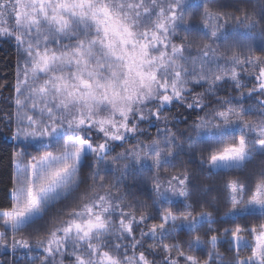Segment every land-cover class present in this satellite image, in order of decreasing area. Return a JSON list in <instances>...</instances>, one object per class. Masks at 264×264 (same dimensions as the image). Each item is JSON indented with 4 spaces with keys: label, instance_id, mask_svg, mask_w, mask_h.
I'll return each instance as SVG.
<instances>
[{
    "label": "snow or ice",
    "instance_id": "snow-or-ice-1",
    "mask_svg": "<svg viewBox=\"0 0 264 264\" xmlns=\"http://www.w3.org/2000/svg\"><path fill=\"white\" fill-rule=\"evenodd\" d=\"M260 5L0 0V41L16 49L0 126L17 164L0 194V264H224L221 245L228 264H264ZM229 81L237 95L216 96ZM173 108L187 119H170ZM189 117L179 143L168 125ZM173 161L180 172L163 179ZM133 169L142 184L125 183ZM204 169L228 177L222 201L201 188Z\"/></svg>",
    "mask_w": 264,
    "mask_h": 264
},
{
    "label": "trees",
    "instance_id": "trees-1",
    "mask_svg": "<svg viewBox=\"0 0 264 264\" xmlns=\"http://www.w3.org/2000/svg\"><path fill=\"white\" fill-rule=\"evenodd\" d=\"M189 3L198 5L201 3V0H189ZM246 3L249 8L255 5L257 10H259L261 6L260 0H246ZM196 20L197 22H199V16L196 17ZM260 40L261 38L259 37V35L254 37V45L258 46L260 43ZM15 62H16V49H15L14 44L11 42L4 43L0 41V81L7 80L8 82H11L13 80V71H14ZM237 71H239V69H237ZM247 81H248V77L247 75H245L244 79L241 82L247 83ZM206 88H207V85H205L204 88H197L196 91L203 93ZM7 94H8L7 92L4 93V95H7ZM229 95H232V96L237 95V93L233 92L231 89V81H229L228 85H226L224 88H222L219 92L216 93V96L220 98H227ZM215 98L216 97H213L212 100L214 101ZM209 102L210 101L208 100L205 101V103H209ZM253 103L254 101H248L249 105ZM212 106L215 107V104L213 103ZM182 113H183V109L173 108L170 119H172V117H174L175 120H180V121L187 119L186 114L182 115ZM200 115L203 116L204 112H201ZM250 118H254V116ZM191 119L192 117L188 118L187 124L185 123L177 124L175 123V120L172 123H169L168 127L171 128L174 132H176L179 143L186 144V142H188L187 137L190 135V133L186 131V129L188 128V125L191 124L192 122ZM148 131L152 134L153 137H155V134H156L155 126L149 128ZM180 133H182L183 136H181ZM140 139L143 140L144 137H141ZM147 142L148 141L145 140V143ZM132 143H135V141H132L131 143L126 144L125 147H130ZM13 145H14V141L10 139L7 129H5L3 126H0V194H2L5 189H10V186H11L10 181L16 175V162L12 159ZM180 159L187 161L188 156L187 155L182 156ZM255 162L257 163L255 166L260 165L261 157L260 156L254 157L250 166L255 167L254 166ZM173 163H176L177 167L174 169H171L170 173H162L163 179L170 178V175H175L180 172L179 161H173ZM187 167L195 168L198 171L201 168V166L195 160H193L191 163H188ZM202 172L203 173L201 175H203V177L209 176V170L204 169ZM145 174L146 173L141 172L139 169H133L132 171L129 172L128 179L125 181V183L131 184L133 180H135L137 184H142ZM210 176H221V175L219 174L218 170H212V174ZM131 191H136V189H131ZM144 198L145 197L139 193L135 197H129V199H137V200H143ZM175 203L177 205H181L183 201L182 199H177ZM164 204L165 206H167L166 201L164 202ZM193 214L196 215L195 212H193ZM203 226L207 227L206 219L203 221ZM213 226L215 227V225ZM188 231L189 229L187 227H181L180 229H178V233H181V234H186ZM225 247L226 245L218 246V250L224 256V264H228V254L225 252ZM18 255H23V252L21 251L20 253H18ZM17 264H23V261L18 260Z\"/></svg>",
    "mask_w": 264,
    "mask_h": 264
},
{
    "label": "rangeland",
    "instance_id": "rangeland-1",
    "mask_svg": "<svg viewBox=\"0 0 264 264\" xmlns=\"http://www.w3.org/2000/svg\"><path fill=\"white\" fill-rule=\"evenodd\" d=\"M254 111V110H253ZM256 156H259V154H257ZM259 162V161H258ZM257 163L255 162L254 166L256 165ZM252 169L256 170V171H259V168H260V165L258 166H255V167H252L250 166ZM16 169H17V164H16ZM203 172H201L202 174ZM202 178L203 175H201ZM207 179L204 180L203 184H201V188L203 189L204 187L206 186H210L211 188L214 189V191L211 193V195L208 197L209 201H211V197L212 196H217V193H219V198L220 200L222 201L223 200V196H224V192H223V180L224 179H227L228 177L226 176H206ZM231 178H235V176L231 177ZM199 207L196 208V211H194L196 214L199 212ZM207 210H212L211 208L207 209ZM224 207L221 203L220 205V214L223 213L224 211ZM256 216H259L260 213H259V210L256 211L255 213Z\"/></svg>",
    "mask_w": 264,
    "mask_h": 264
}]
</instances>
